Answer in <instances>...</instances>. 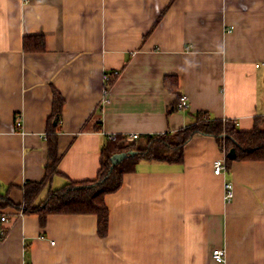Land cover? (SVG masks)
Wrapping results in <instances>:
<instances>
[{"label":"crops","instance_id":"obj_1","mask_svg":"<svg viewBox=\"0 0 264 264\" xmlns=\"http://www.w3.org/2000/svg\"><path fill=\"white\" fill-rule=\"evenodd\" d=\"M29 35L45 49L25 50ZM55 92L53 189L94 179L112 135L175 131L198 111L250 130L264 115V0H0V187L45 177ZM177 92L190 105L171 111ZM217 158L216 138L198 134L183 162L140 160L105 197L104 237L93 213L50 214L43 226L8 207L0 264H264V160L216 174ZM11 197L23 203L22 188Z\"/></svg>","mask_w":264,"mask_h":264},{"label":"trees","instance_id":"obj_2","mask_svg":"<svg viewBox=\"0 0 264 264\" xmlns=\"http://www.w3.org/2000/svg\"><path fill=\"white\" fill-rule=\"evenodd\" d=\"M24 49L44 50L45 37L25 36ZM114 78L115 76L111 77L109 85ZM176 80L174 79L175 84ZM168 81L167 79V83ZM177 93L171 111L177 109L182 95ZM62 106L63 99L55 92L54 113L47 130L49 161L45 177L41 180H29L22 186L11 184L0 187V215L8 207L21 208L25 214L37 213L41 225L44 226L50 214L93 213L98 216V234L104 237L109 231L110 218V209L105 197L122 185L125 173L135 170L137 163L142 159L183 162L186 144L194 136L206 134L214 136L226 152L228 168L233 160H264V115L255 116L252 129L242 130L234 119L211 118L207 111H198L193 124L175 131L139 134L135 138L123 134L109 137L103 146L101 166L94 179L70 180L62 187L53 189L50 187L53 177L60 173L58 137ZM232 148L235 149L234 158L229 156ZM120 152H127V155L113 164L112 158ZM15 187L22 188L23 203H18L11 197V191ZM0 228L5 229L4 235L0 236L2 238L6 235L7 228L1 219Z\"/></svg>","mask_w":264,"mask_h":264},{"label":"built area","instance_id":"obj_3","mask_svg":"<svg viewBox=\"0 0 264 264\" xmlns=\"http://www.w3.org/2000/svg\"><path fill=\"white\" fill-rule=\"evenodd\" d=\"M116 74H118V71L117 70H114L112 73L107 71L104 73L103 75V78H104V81H105V89H104V94H105V97L106 95L108 94V91H109V82H110V79L111 77L115 76ZM189 98L186 94H182L181 97H180V100H179V103H178V106L177 108L178 109H186L189 107ZM116 135H112L111 137H115ZM138 134H132V135H129L130 138H135L137 137ZM213 168H214V172L216 174H220V173H223L226 169H227V162H226V159L224 158H217L214 160L213 162ZM234 196V191H233V184L231 182H226L225 183V198L227 200H231ZM19 214H23V210L20 209ZM0 219L2 222H6L9 220V216L8 214L6 213H2L0 215ZM5 233V229L4 228H0V236L1 235H4ZM225 249H222V248H217L213 251V256L215 259L219 260V261H224L225 260Z\"/></svg>","mask_w":264,"mask_h":264},{"label":"water","instance_id":"obj_4","mask_svg":"<svg viewBox=\"0 0 264 264\" xmlns=\"http://www.w3.org/2000/svg\"><path fill=\"white\" fill-rule=\"evenodd\" d=\"M135 151H132V153H134ZM127 155V152H120L116 155H114V157L112 158V162L113 164H116L117 162L121 161L125 156ZM229 156L231 158L235 157V149L232 148L229 152Z\"/></svg>","mask_w":264,"mask_h":264}]
</instances>
